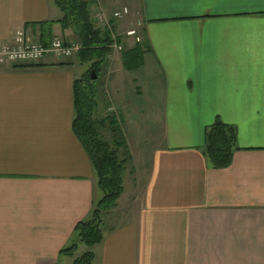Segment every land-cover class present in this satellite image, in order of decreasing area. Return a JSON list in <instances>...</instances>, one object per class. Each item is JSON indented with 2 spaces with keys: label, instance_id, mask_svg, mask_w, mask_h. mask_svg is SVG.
Returning a JSON list of instances; mask_svg holds the SVG:
<instances>
[{
  "label": "crops",
  "instance_id": "obj_1",
  "mask_svg": "<svg viewBox=\"0 0 264 264\" xmlns=\"http://www.w3.org/2000/svg\"><path fill=\"white\" fill-rule=\"evenodd\" d=\"M130 12L145 53L128 72L162 131L134 146L93 264H264V0H137ZM61 18L54 0H0V43L19 28L71 41ZM81 76L52 55L0 64V264H72L59 251L101 196L74 132ZM216 120L238 146L218 169L203 153Z\"/></svg>",
  "mask_w": 264,
  "mask_h": 264
},
{
  "label": "trees",
  "instance_id": "obj_2",
  "mask_svg": "<svg viewBox=\"0 0 264 264\" xmlns=\"http://www.w3.org/2000/svg\"><path fill=\"white\" fill-rule=\"evenodd\" d=\"M54 1L62 13L60 20L62 28L73 30L79 39L77 41L80 49L76 53L78 59L81 63H91L88 73L75 80L74 132L90 157L97 178V187L101 193L99 199L93 203L89 216L75 224L73 242L60 249L59 255L73 257L72 264H93L95 255L91 247L103 239V216L117 205L123 192L125 163L130 159V156L120 154V147L123 144L121 139L114 138L115 140L108 141L100 134L99 129L104 124H108L114 135L117 134L119 126L116 117L111 115L101 120L93 118L97 106L93 84L96 80L90 78V72L93 69L98 75L101 65L107 62L114 40H111L108 32H100L94 26L90 18L88 2L85 0ZM115 41L121 43L119 37ZM144 48V43L139 41L133 48L122 50L123 69L132 71L141 67ZM237 149L234 126L216 120L207 127L203 153L213 168L228 167ZM79 244L85 245L88 249L75 256Z\"/></svg>",
  "mask_w": 264,
  "mask_h": 264
},
{
  "label": "rangeland",
  "instance_id": "obj_3",
  "mask_svg": "<svg viewBox=\"0 0 264 264\" xmlns=\"http://www.w3.org/2000/svg\"><path fill=\"white\" fill-rule=\"evenodd\" d=\"M85 1L88 2L90 18L94 26L98 28L100 32H108L111 40H115L114 37H119L120 39H122L121 37L132 38V36H128L124 32L128 27H130L129 29L136 28L133 27L134 24L132 25L130 20L132 18L130 7L132 6V9L137 8V0ZM123 6L128 7L129 13L122 18L112 19L113 11ZM121 30H124V32L120 34ZM68 38L75 42L79 40L73 30ZM121 47L120 49L118 46H111L108 56L111 55L112 60H108V62L101 65L100 71L95 78L96 81L93 83L97 105L93 113V118L101 120L111 115L116 117L119 126L116 135L110 131L108 124L101 126L99 131L108 141H112L114 138H119L123 141L120 147V154L123 153L126 156H130V159L125 163V169H127L130 168V166H134V160H139L138 155L140 149L134 146L138 145V142H141L143 150L146 151L152 145H156L162 127L157 123L156 115L158 112L147 110L144 99H140V97L135 95V85L132 82L135 76L134 73H129L128 71L120 69L119 56L121 51L125 49L124 44H122ZM65 60L74 62V70L77 75L87 74L90 69L91 63H81L77 58L76 52L65 58ZM115 67H119V70ZM131 156H133L134 159H132ZM78 246L80 248H78V253H80L83 248H86V246L82 244Z\"/></svg>",
  "mask_w": 264,
  "mask_h": 264
},
{
  "label": "built area",
  "instance_id": "obj_4",
  "mask_svg": "<svg viewBox=\"0 0 264 264\" xmlns=\"http://www.w3.org/2000/svg\"><path fill=\"white\" fill-rule=\"evenodd\" d=\"M128 13V7L123 6L113 11L112 19L122 18ZM124 33L132 36L136 42L140 41L139 31L136 28L127 29ZM112 45L122 48V45L115 40ZM79 49L80 44L78 42L66 41L60 37H53L48 44L31 40L26 37L24 30L19 28L13 32L9 41L0 43V64L38 65L47 55H52L57 59H65L73 53H77Z\"/></svg>",
  "mask_w": 264,
  "mask_h": 264
},
{
  "label": "water",
  "instance_id": "obj_5",
  "mask_svg": "<svg viewBox=\"0 0 264 264\" xmlns=\"http://www.w3.org/2000/svg\"><path fill=\"white\" fill-rule=\"evenodd\" d=\"M97 77V75L95 74V70H91V74H90V78L92 79V80H94L95 78Z\"/></svg>",
  "mask_w": 264,
  "mask_h": 264
}]
</instances>
